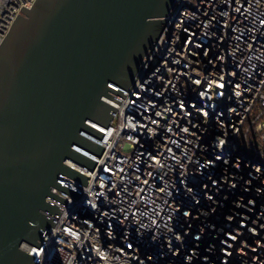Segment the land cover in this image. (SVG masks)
<instances>
[{"label": "built area", "instance_id": "1", "mask_svg": "<svg viewBox=\"0 0 264 264\" xmlns=\"http://www.w3.org/2000/svg\"><path fill=\"white\" fill-rule=\"evenodd\" d=\"M0 0V44L22 6ZM36 264H264V0H176ZM46 239V240H45Z\"/></svg>", "mask_w": 264, "mask_h": 264}, {"label": "water", "instance_id": "2", "mask_svg": "<svg viewBox=\"0 0 264 264\" xmlns=\"http://www.w3.org/2000/svg\"><path fill=\"white\" fill-rule=\"evenodd\" d=\"M176 0H35L22 6L0 44V264H36L25 244L40 247L68 199L89 176L65 163L91 169L104 146L87 134L104 132L165 29ZM113 92V93H112ZM87 133V134H86ZM78 146V147H77ZM46 240V239H45Z\"/></svg>", "mask_w": 264, "mask_h": 264}]
</instances>
